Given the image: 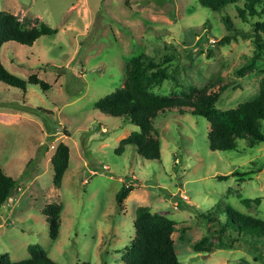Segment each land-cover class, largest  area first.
<instances>
[{"label": "rangeland", "instance_id": "rangeland-1", "mask_svg": "<svg viewBox=\"0 0 264 264\" xmlns=\"http://www.w3.org/2000/svg\"><path fill=\"white\" fill-rule=\"evenodd\" d=\"M0 11L57 30L32 46L8 42L0 51L10 72L25 80L37 74L52 86L23 91L0 82V167L19 181L0 208V259H27L29 247L41 245L59 264H125L136 209L148 206L177 222L182 264H264V239L230 228L221 233L216 221L229 209L264 220V142L243 139L239 149L213 151L209 121L172 109L154 121L160 160L143 158L131 145L117 154L121 140L140 128L95 109L124 86L126 63L143 53L174 76L155 89L160 95L181 96L189 86L216 81L213 90L229 85L219 110L254 100L264 56L244 75L238 69L254 54L253 23L264 14L245 22L235 5L213 11L199 0H0ZM225 18L240 34L224 45L218 42L230 34ZM60 143L71 154L58 188L51 160ZM124 183L134 191L120 210L116 195ZM51 203L63 205L56 240L43 212ZM204 237L200 246L210 252L194 248Z\"/></svg>", "mask_w": 264, "mask_h": 264}, {"label": "trees", "instance_id": "trees-1", "mask_svg": "<svg viewBox=\"0 0 264 264\" xmlns=\"http://www.w3.org/2000/svg\"><path fill=\"white\" fill-rule=\"evenodd\" d=\"M199 2L203 7L213 11H220L235 5L240 18L245 22H250V18L264 14V11L261 12L259 9L263 0H199ZM225 22L230 34L218 42L224 45L229 44L240 34L229 18H225ZM253 28L256 48L249 62L238 69L240 75L255 69L264 56V41L260 36L261 33H264V21H255ZM56 33L57 30L44 22H38L36 26L30 27L18 16L0 11V51L2 46L8 42L32 46L42 36H52ZM160 67L161 63L145 53L132 57L125 65L124 86L95 103V109L98 111L109 116L124 118L140 128L139 131H133L121 140L120 146L115 150L117 154H122L125 147L131 145L143 158L160 160L161 141L157 137L154 121L160 113L172 109L181 113L191 110L194 115L202 116L209 121L211 125L209 147L213 151L239 149V141L243 139H249L253 145L264 142L262 128L264 122V78L261 81L260 94L257 98L243 102L236 108L219 110L217 103L229 88L228 84L220 85L217 90H213L217 84L214 81L210 83V87L189 86L182 91L181 96L174 94L173 96H163L155 92V89L159 88L166 80H174V76ZM0 82L23 91L27 90L29 84L38 85L43 91H48L52 87L37 74L31 75L25 80L10 72L3 64L1 55ZM70 154V147L65 143H60L52 157L53 181L58 188L62 186L64 175L69 168ZM229 177L231 175L219 178L222 180ZM18 187L19 181L7 175L0 167V208L10 201ZM133 191L134 188L126 183L118 191L116 203L120 210ZM62 209V204L51 203L46 205L43 210L53 240L58 239L60 234ZM211 218V215L207 216V219ZM216 221L220 225L221 233L230 228L239 237L249 235L264 239V220L259 217L229 209L222 221L218 217ZM176 224V221L167 216L152 213L148 206L137 207L134 221L136 235L126 246L122 256L123 262L125 264H182L176 254L173 239ZM207 240L208 238L204 237L194 248L197 251L210 252V247L203 249L200 246ZM28 251L30 256L27 259L13 261L9 256H4L0 259V264H59L49 257L41 245L30 246Z\"/></svg>", "mask_w": 264, "mask_h": 264}, {"label": "bare ground", "instance_id": "bare-ground-1", "mask_svg": "<svg viewBox=\"0 0 264 264\" xmlns=\"http://www.w3.org/2000/svg\"><path fill=\"white\" fill-rule=\"evenodd\" d=\"M184 199L186 198V196L183 197Z\"/></svg>", "mask_w": 264, "mask_h": 264}]
</instances>
